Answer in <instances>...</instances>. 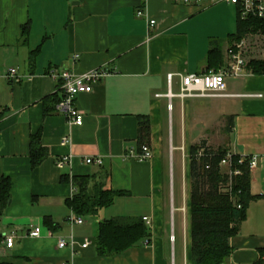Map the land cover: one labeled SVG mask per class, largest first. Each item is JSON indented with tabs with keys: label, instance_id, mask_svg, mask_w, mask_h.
<instances>
[{
	"label": "crops",
	"instance_id": "crops-1",
	"mask_svg": "<svg viewBox=\"0 0 264 264\" xmlns=\"http://www.w3.org/2000/svg\"><path fill=\"white\" fill-rule=\"evenodd\" d=\"M149 20H155L153 27ZM236 21L237 8L226 1L0 0V176L12 179L10 200L0 217V264H188L189 150L201 140L210 147L208 125L220 118L231 121L226 149L257 160L250 168V192L257 198L229 240L232 252L225 264L264 260V75L245 68L237 78L226 77L225 96L174 97L171 111L165 95L179 91L180 74L207 70L211 43L219 46L221 66L228 63ZM24 24L28 29L22 33ZM37 47L31 62L30 52ZM8 66L17 67L18 82L1 77ZM98 67L110 74L92 92L76 96L81 125H69L49 102L45 113L44 97L56 91L61 95L51 69L81 73ZM166 112L176 172L166 161ZM139 115L149 117L150 160L134 156ZM37 132L47 154L31 167L30 140ZM63 136L68 143L61 144ZM62 156L69 161L59 168L56 160ZM86 158H101L102 163L88 164ZM63 174L68 181H62ZM72 176H93L103 180V189L126 195L116 197L95 219L81 216L83 223L72 224L74 213L65 203L74 194ZM45 216L53 229L44 224ZM114 216L149 218V235L121 253L102 257L94 244L97 222ZM175 225L180 232L177 250ZM34 226L42 228L37 238L28 236ZM10 232L14 243L6 247L3 238ZM70 237L73 246H57L59 238L69 243ZM85 238L90 244L82 248Z\"/></svg>",
	"mask_w": 264,
	"mask_h": 264
},
{
	"label": "trees",
	"instance_id": "trees-1",
	"mask_svg": "<svg viewBox=\"0 0 264 264\" xmlns=\"http://www.w3.org/2000/svg\"><path fill=\"white\" fill-rule=\"evenodd\" d=\"M236 22V32L230 35L231 43L239 41L251 31L262 30L259 19H241L238 8ZM27 29L28 24H24L22 33ZM37 51L38 47L30 52L31 62ZM207 63V70H217L222 64L217 42L211 43ZM246 68L253 74L264 75V60L251 58ZM61 97L62 94L59 95L57 91L44 97L46 114L49 103L58 112L56 105ZM137 119V145L140 152L142 144L150 142V122L148 115H139ZM230 123L228 120V127ZM39 137L40 133L37 132L30 140L31 167L37 166L47 154L39 144ZM189 156L191 191L188 264H225L232 252L229 240L238 233L240 223L246 218L249 203L257 198L250 192L249 157L231 153L226 147L214 151L206 145L205 140L191 145ZM225 159L229 160L227 172L221 169V162ZM61 178L62 181H68L67 175L63 174ZM71 183L75 192L65 200L66 206L74 214L87 219H95L102 209L112 205L116 197L126 195V192L103 189V180H96L93 176H72ZM11 188V177L0 176V217L10 200ZM43 222L53 229L49 216H45ZM148 235L142 219L128 216L102 219L97 222L94 237L96 253L102 257L114 256L140 243ZM254 264H264V260L260 258Z\"/></svg>",
	"mask_w": 264,
	"mask_h": 264
},
{
	"label": "built area",
	"instance_id": "built-area-1",
	"mask_svg": "<svg viewBox=\"0 0 264 264\" xmlns=\"http://www.w3.org/2000/svg\"><path fill=\"white\" fill-rule=\"evenodd\" d=\"M175 3H190L195 2L199 5L213 4L219 1H226L235 5L238 8V13L241 19L256 18L262 23V34L264 35V0H173ZM143 14L141 9L136 11L137 16ZM150 26L153 27L155 20H149ZM245 38L242 37L235 43V47L229 52V61L226 65L221 66L219 69H208L199 73L180 74V87L177 93H173L170 90L165 94L168 98L167 109L172 110L171 99L178 97L181 100L186 98H208V97H220L226 95V77L237 78L244 72L248 60L251 58L246 57V45ZM261 55L259 58L264 60V43L261 49ZM51 75L59 81V88L61 90L62 97L57 103L56 108L61 113L69 125L79 126L83 123V112L76 105V96L80 93H90L93 90L94 84L105 78L110 74V71L104 67L92 68L87 71L78 73L72 69H51ZM5 80L11 83H16L20 80L17 67L8 66L5 68L2 76ZM172 75H168V81H170ZM161 96L156 94V97ZM257 96H261L258 94ZM69 142L68 136H63L61 144ZM136 158L142 160H150L153 157V152L150 144L144 143L141 146V151L134 154ZM229 157V156H228ZM69 161V156H62L56 160V166L62 168ZM228 159L222 160L221 164H228ZM86 163L101 164V158H86ZM257 163L256 157L249 158V167H254ZM238 171H235L237 173ZM75 192V189H73ZM72 224L83 223L84 220L81 216L72 214L69 218ZM146 226L151 225L149 218L143 219ZM41 226H34L28 231V236L37 238L41 235ZM14 232L6 234L3 238L6 247H11L14 243ZM173 240V236L170 237ZM74 240L70 237L68 243L64 238H59L57 246L59 248L73 246ZM90 244V240L84 239L81 243V247L84 248Z\"/></svg>",
	"mask_w": 264,
	"mask_h": 264
},
{
	"label": "rangeland",
	"instance_id": "rangeland-1",
	"mask_svg": "<svg viewBox=\"0 0 264 264\" xmlns=\"http://www.w3.org/2000/svg\"><path fill=\"white\" fill-rule=\"evenodd\" d=\"M245 38V45H246V57L247 58H255V59H261L259 58V56L261 55V49L263 47V43H264V35L262 34V30H258L257 32H249L248 34H246L244 36ZM237 41L232 42V47H235V43ZM250 58V59H251ZM249 59V60H250ZM263 60V59H262ZM177 100L174 99L173 100V111L171 112V117L173 120V122L171 123V129H172V133L174 132V128H175V123H176V115H177ZM166 118H167V124H168V113L166 112ZM228 126H227V121L220 118L216 121V119L210 124L208 125L207 128V134L211 137V145L210 148L214 151H216L218 148H224L226 146V143L228 141V135H229V131L227 130ZM169 132V133H168ZM167 134L166 138H165V143H166V161H167V165L169 163L170 166V160H171V164H172V170L174 169V172L177 171L178 169V164L176 162V159L174 158L171 159V151H172V140H171V136H170V124L167 125ZM173 139H174V135H173ZM174 143V140H173ZM180 167V165H179ZM221 169L223 172H227L228 168H227V164H221ZM175 237H176V250L178 249V246L180 245V232L178 230L177 225H175Z\"/></svg>",
	"mask_w": 264,
	"mask_h": 264
}]
</instances>
